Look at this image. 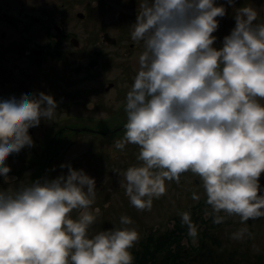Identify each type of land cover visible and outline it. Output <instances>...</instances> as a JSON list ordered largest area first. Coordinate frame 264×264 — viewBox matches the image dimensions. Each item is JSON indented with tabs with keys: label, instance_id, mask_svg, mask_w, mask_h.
Masks as SVG:
<instances>
[{
	"label": "clouds",
	"instance_id": "1",
	"mask_svg": "<svg viewBox=\"0 0 264 264\" xmlns=\"http://www.w3.org/2000/svg\"><path fill=\"white\" fill-rule=\"evenodd\" d=\"M233 6L235 26L221 46L213 35L227 13L217 0H138L131 38L144 43L126 93L127 120L116 148L139 145L140 164L120 176L130 202L151 208L166 181L191 170L215 212L241 221L264 217V21L253 3ZM53 94L24 89L0 93V176L11 178L10 153L33 145L29 128L57 114ZM91 107V105H89ZM55 167V166H54ZM45 175L0 186V264H133L139 233L131 217L90 234L100 213L92 207L96 178L64 162ZM126 181V183H124ZM194 199H199L193 193ZM73 210H78L73 216ZM188 235L198 234L190 213ZM224 216H214L220 223ZM248 232L243 225L233 238Z\"/></svg>",
	"mask_w": 264,
	"mask_h": 264
},
{
	"label": "flooded vegetation",
	"instance_id": "2",
	"mask_svg": "<svg viewBox=\"0 0 264 264\" xmlns=\"http://www.w3.org/2000/svg\"><path fill=\"white\" fill-rule=\"evenodd\" d=\"M2 1L6 6L0 9V63L5 56L6 65L0 64V70L6 75L0 79V93L28 88L53 94L59 103L57 114L48 125L60 117L85 114L82 110L89 109L93 112L86 115L101 122L93 123L90 133L107 140L121 139L127 120L126 93L134 77L125 75V62H113L112 55L111 61L107 59L109 48L119 47L121 36L128 34L120 20H99L91 7L75 11L76 0H65L66 16L62 15L65 11L58 12L59 0H31L36 5L30 10L29 0ZM96 1V7L100 6V0ZM106 32L118 36V41L104 40ZM130 46L133 48L135 43ZM116 68L122 69L112 76L110 72ZM47 126L35 148H40ZM60 126L46 151L29 159L61 158L59 153L67 141L63 136L66 137L71 124L67 121ZM29 132L35 139L32 127Z\"/></svg>",
	"mask_w": 264,
	"mask_h": 264
},
{
	"label": "rangeland",
	"instance_id": "3",
	"mask_svg": "<svg viewBox=\"0 0 264 264\" xmlns=\"http://www.w3.org/2000/svg\"><path fill=\"white\" fill-rule=\"evenodd\" d=\"M73 2L77 5L74 9L75 11H84V8L90 7V5H97V3L92 0H76ZM245 2H254L259 10L258 19L264 21V0H236V6L239 7ZM60 3L63 7L67 5L63 3L62 0H59L58 6ZM102 3H106V5H98L93 8L94 15L99 20L102 19L103 21L110 22L117 18L130 33V35L128 33V35L122 36V44L119 47L109 48V56L107 59L111 61L109 57L112 55L114 58L112 60L113 62H125V75L135 77L139 68V54L144 50L143 41L133 40L131 38L132 29L130 26L137 18L138 0H101L99 4ZM217 3L225 4L227 8L226 15L217 17L220 21V25L216 32L213 33V35L218 37V39L214 41V45L219 47L222 44L223 37L231 32L236 21L234 19L233 6L228 4V0H217ZM34 5H36V3L29 0V7L27 10H30ZM5 6L6 4L1 0L0 9L5 8ZM61 11H65L62 15L66 16L67 9H61L60 12ZM132 42L135 43L133 48L130 47V43ZM4 59H6L5 56L2 58L0 64L6 65ZM119 64L121 65L120 62ZM121 69L116 68V71L113 73L110 72V74L112 76L118 75ZM5 75L6 73L0 70V79L5 77ZM1 90L4 91L2 85ZM82 111L85 114L79 115V118L73 119L71 121L72 124L81 125L88 122L84 117L87 116V113L93 111L89 109ZM49 122L50 119L42 117L40 124L32 127L35 133L33 145H26L19 152H13L8 155L5 163L11 166V171L8 173L11 179L5 181L4 177L0 176V186L4 188H8L10 185L18 187L22 181L28 180L30 182L31 177H34L36 171L35 164H46L48 162V159H36L33 163L31 161L32 159L27 158L36 157L37 153L41 152L40 149L35 148V146L37 145V140L41 132H43ZM70 135L72 134H69V136ZM74 136H76V140H72L71 146L61 154L62 158L58 161L55 160L47 163L46 175L55 177L61 172H67L68 169L61 168L60 165L64 162H71L75 168H83L87 173L96 178V187L98 191L92 207L98 206L100 208V213L97 216L96 222L89 229L90 234L111 228L114 226L113 224L119 226L120 217L122 215H127L131 217L132 224L123 226L136 228L139 233V238H141L148 233L150 228L157 226L158 229H160L159 231L165 232L169 220L175 218L182 220L181 214L185 211L190 213L191 220L193 216H197L200 220L204 213L213 209L212 206L206 202V193L199 176L191 170L181 173L178 181L176 179L167 180L166 191L158 198H153L151 208H136L130 202L129 196L122 186L121 181L123 177L120 176L119 173L128 166L142 163V161L137 158L139 155V148H133L132 143H127L123 149H119L115 147L114 139L107 140L105 137L92 135L90 133L77 132V135L75 134ZM63 139L67 138L63 136ZM40 160H42V162H39ZM259 179L262 185L261 194H264V173L261 174ZM124 183H126V181H124ZM193 193H197L199 199H194ZM222 211L223 210L219 213ZM77 213L78 210H73L71 215L75 216ZM231 224L232 227L230 228ZM245 224L248 227V232L245 233L244 237L241 239L233 238L232 234ZM225 225L226 226L223 225L221 228L219 227L213 231L220 237L218 242L216 241L214 244H209L217 250L214 259L219 261L224 256H231V253L225 254L221 250V248H223L230 252L234 251L235 256L239 258L241 264H258L255 262L257 260H259V263L264 264V217L250 218L248 221L244 222L240 220L239 215L234 213L228 214ZM134 246H137V240L134 242Z\"/></svg>",
	"mask_w": 264,
	"mask_h": 264
},
{
	"label": "trees",
	"instance_id": "4",
	"mask_svg": "<svg viewBox=\"0 0 264 264\" xmlns=\"http://www.w3.org/2000/svg\"><path fill=\"white\" fill-rule=\"evenodd\" d=\"M201 221L203 222L204 218ZM185 231H188L187 224L179 221L176 229L170 234L166 233V235L159 237H156V233L148 234L142 241V248L132 251L134 256L133 264H241L234 251L230 252L223 248L221 250L225 254L231 253V256H224L219 261L214 259L217 250L209 244H214L215 242L203 243V235L199 234V232L196 236L198 237V242H200L199 244L193 245L187 252H184L181 246L173 252L171 245L175 242L179 244L181 241L180 234L186 233ZM255 262L261 264L259 260Z\"/></svg>",
	"mask_w": 264,
	"mask_h": 264
}]
</instances>
